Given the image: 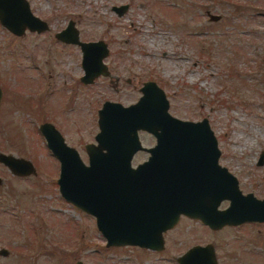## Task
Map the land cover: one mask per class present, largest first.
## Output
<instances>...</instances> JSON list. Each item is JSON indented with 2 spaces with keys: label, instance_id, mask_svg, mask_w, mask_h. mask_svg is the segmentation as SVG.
Masks as SVG:
<instances>
[{
  "label": "rangeland",
  "instance_id": "obj_1",
  "mask_svg": "<svg viewBox=\"0 0 264 264\" xmlns=\"http://www.w3.org/2000/svg\"><path fill=\"white\" fill-rule=\"evenodd\" d=\"M26 1L48 28L16 36L0 25V153L29 160L35 174L15 176L0 163V264H178L206 244L217 264H264V222L213 230L181 217L159 252L106 247L94 217L60 196L59 163L38 130L53 124L87 163L84 145L94 141L102 103L130 105L155 81L172 116L208 120L218 162L240 191L264 198V0ZM120 5L128 8L117 15ZM69 20L81 41L107 45V76L80 81L79 47L55 39ZM138 135L144 147L154 144L151 134ZM147 156L137 152L132 166ZM227 206L222 200L218 209Z\"/></svg>",
  "mask_w": 264,
  "mask_h": 264
},
{
  "label": "water",
  "instance_id": "obj_2",
  "mask_svg": "<svg viewBox=\"0 0 264 264\" xmlns=\"http://www.w3.org/2000/svg\"><path fill=\"white\" fill-rule=\"evenodd\" d=\"M127 8L112 7L117 15ZM0 25L16 36L26 29L40 33L48 28L33 15L26 0H0ZM55 37L80 48L83 84L108 75L103 62L108 48L103 41H81L72 20ZM139 90L140 97L130 105L106 100L97 110L98 131L94 141L84 145L87 163L53 124L38 125L46 147L59 163L56 183L60 196L94 217L105 246L160 251L163 232L173 228L181 215L198 219L213 230L264 222V198L243 194L236 177L218 163L220 151L208 120L172 116L165 93L155 81H145ZM139 131L151 134L154 144L144 147ZM141 150L148 153L146 160L132 166L133 156ZM263 162L264 150L257 165ZM0 163L15 176L35 174L32 163L21 157L0 153ZM222 200H228V206L218 209ZM0 254L6 255L7 250L1 249ZM176 261L217 264L209 244L191 246Z\"/></svg>",
  "mask_w": 264,
  "mask_h": 264
},
{
  "label": "flooded vegetation",
  "instance_id": "obj_3",
  "mask_svg": "<svg viewBox=\"0 0 264 264\" xmlns=\"http://www.w3.org/2000/svg\"><path fill=\"white\" fill-rule=\"evenodd\" d=\"M73 21V20H72ZM64 29V28H63ZM28 29H26V31H27ZM62 30V29H61ZM60 30V31H61ZM28 32H30L29 30H28ZM32 32V31H31ZM33 33H37V32H33ZM41 33V32H40ZM37 34H39V33H37ZM56 39V38H55ZM79 39H80V37H79ZM57 41H59V40H57ZM64 46H66V47H68V46H71L72 44H65V43H63V42H61ZM80 49V48H79ZM81 63V62H80ZM1 89V88H0ZM1 95H2V90H1ZM43 123V122H42ZM50 123V122H49ZM55 127V126H54ZM140 132V131H139ZM139 134V133H138ZM154 142H155V139H154ZM67 144V143H66ZM68 145V144H67ZM141 151H144V150H141ZM139 152V151H138ZM144 152H146V151H144ZM259 157V156H258ZM146 160V159H145ZM144 160V161H145ZM143 162V161H142ZM219 163V162H218ZM181 217H184V218H188V217H186V216H183V215H181L180 217H179V220H180V218ZM178 220V221H179ZM168 231H171V228L170 229H168V230H166L165 232H163V235L166 233V232H168ZM127 246H129V245H127ZM132 248H138V249H142V248H139L138 246H131ZM143 251H147V252H159V251H156V250H151V249H142Z\"/></svg>",
  "mask_w": 264,
  "mask_h": 264
},
{
  "label": "bare ground",
  "instance_id": "obj_4",
  "mask_svg": "<svg viewBox=\"0 0 264 264\" xmlns=\"http://www.w3.org/2000/svg\"><path fill=\"white\" fill-rule=\"evenodd\" d=\"M162 42V40H160V43ZM238 140V139H237Z\"/></svg>",
  "mask_w": 264,
  "mask_h": 264
}]
</instances>
